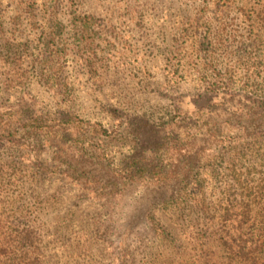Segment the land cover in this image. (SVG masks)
I'll return each mask as SVG.
<instances>
[{
    "label": "rangeland",
    "instance_id": "rangeland-1",
    "mask_svg": "<svg viewBox=\"0 0 264 264\" xmlns=\"http://www.w3.org/2000/svg\"><path fill=\"white\" fill-rule=\"evenodd\" d=\"M263 148L262 0H0V220L41 264H204L169 199Z\"/></svg>",
    "mask_w": 264,
    "mask_h": 264
},
{
    "label": "trees",
    "instance_id": "trees-1",
    "mask_svg": "<svg viewBox=\"0 0 264 264\" xmlns=\"http://www.w3.org/2000/svg\"><path fill=\"white\" fill-rule=\"evenodd\" d=\"M253 156L258 158L259 166L256 162L240 164L242 157L234 156L229 172L219 180L220 185L210 197L203 185L188 179L186 170L176 191L179 197L172 194L169 202L161 201L163 205L172 204L173 210L190 211L185 224L187 234L203 252L200 257L204 264H264V148ZM130 173L131 170L128 176ZM133 177L134 174L129 176ZM18 185V180L16 183V179L0 171V198H12ZM181 192L185 193L184 199H180ZM144 220L149 221L157 235L173 237L154 215L145 216ZM20 226L11 229L7 220H0V264H41L43 255L37 252L32 226ZM216 250L220 257L212 258L217 255Z\"/></svg>",
    "mask_w": 264,
    "mask_h": 264
}]
</instances>
